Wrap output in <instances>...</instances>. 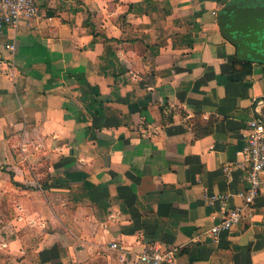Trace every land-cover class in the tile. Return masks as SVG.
Returning <instances> with one entry per match:
<instances>
[{"label":"crops","instance_id":"obj_1","mask_svg":"<svg viewBox=\"0 0 264 264\" xmlns=\"http://www.w3.org/2000/svg\"><path fill=\"white\" fill-rule=\"evenodd\" d=\"M230 1L40 0L39 19L0 32V132L22 130L39 184L11 187L23 208L0 225V264H130L112 242L264 264V188L239 196L264 59L223 35ZM207 194L243 219L201 243L221 209Z\"/></svg>","mask_w":264,"mask_h":264},{"label":"built area","instance_id":"obj_2","mask_svg":"<svg viewBox=\"0 0 264 264\" xmlns=\"http://www.w3.org/2000/svg\"><path fill=\"white\" fill-rule=\"evenodd\" d=\"M40 0H0V32L7 26L15 30L22 23H31L43 14ZM7 49L14 52V44L7 43ZM247 144L243 149L247 166V188L239 192L245 205H251L264 188V120L255 115L248 121ZM221 201L218 220L206 231L198 235V241L205 242V238L217 241L220 233L231 230L241 223L243 208L240 205H229L228 195L207 194L206 201L212 203ZM110 247L120 250L123 259L130 264H171L174 261L175 249H165L159 242L146 244L140 251H135L118 242H112ZM128 256V257H127ZM129 258V259H128Z\"/></svg>","mask_w":264,"mask_h":264},{"label":"water","instance_id":"obj_3","mask_svg":"<svg viewBox=\"0 0 264 264\" xmlns=\"http://www.w3.org/2000/svg\"><path fill=\"white\" fill-rule=\"evenodd\" d=\"M221 11V31L244 55L240 56L264 59V0H231Z\"/></svg>","mask_w":264,"mask_h":264},{"label":"rangeland","instance_id":"obj_4","mask_svg":"<svg viewBox=\"0 0 264 264\" xmlns=\"http://www.w3.org/2000/svg\"><path fill=\"white\" fill-rule=\"evenodd\" d=\"M222 13L223 11H220V14ZM223 15L224 13L222 16ZM21 132L22 130H16L15 128L13 130L8 129L3 133L0 132V225L3 224L4 221H7V219L11 218L10 212L12 214L13 210L10 207L15 210L20 206L19 203L18 206L15 205L17 204L16 198L18 195L15 194V191L11 187H20L22 185L21 183L26 184V187L30 183L32 185L39 186L37 181L35 183V181L31 177H27L26 174L23 178L26 171L29 173L32 171L29 166L31 165L35 167L36 165L33 164L34 162H32V160H25L27 158L25 156H21L24 150L22 148L23 145L21 144L23 136ZM6 141L10 142V147L7 148V151L12 156V160L8 162L2 159V150L3 148L4 152L6 150ZM28 175L30 176V174ZM17 179H20V182ZM6 203H8L9 206H7ZM19 208L22 209L23 207L20 206Z\"/></svg>","mask_w":264,"mask_h":264}]
</instances>
